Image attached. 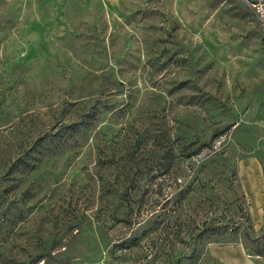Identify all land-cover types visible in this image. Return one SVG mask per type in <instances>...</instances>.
Masks as SVG:
<instances>
[{
  "label": "rangeland",
  "instance_id": "rangeland-1",
  "mask_svg": "<svg viewBox=\"0 0 264 264\" xmlns=\"http://www.w3.org/2000/svg\"><path fill=\"white\" fill-rule=\"evenodd\" d=\"M261 176L245 4L0 0V264H264Z\"/></svg>",
  "mask_w": 264,
  "mask_h": 264
},
{
  "label": "built area",
  "instance_id": "built-area-1",
  "mask_svg": "<svg viewBox=\"0 0 264 264\" xmlns=\"http://www.w3.org/2000/svg\"><path fill=\"white\" fill-rule=\"evenodd\" d=\"M245 4L254 15L264 21V0H239Z\"/></svg>",
  "mask_w": 264,
  "mask_h": 264
},
{
  "label": "crops",
  "instance_id": "crops-1",
  "mask_svg": "<svg viewBox=\"0 0 264 264\" xmlns=\"http://www.w3.org/2000/svg\"><path fill=\"white\" fill-rule=\"evenodd\" d=\"M259 189H260V194H261V202H264V201H262V200H264V198H262V196H264V177H262V176H261V182H260Z\"/></svg>",
  "mask_w": 264,
  "mask_h": 264
}]
</instances>
